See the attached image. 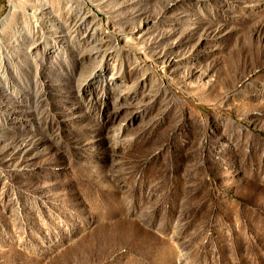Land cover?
Returning a JSON list of instances; mask_svg holds the SVG:
<instances>
[{
  "label": "rangeland",
  "instance_id": "rangeland-1",
  "mask_svg": "<svg viewBox=\"0 0 264 264\" xmlns=\"http://www.w3.org/2000/svg\"><path fill=\"white\" fill-rule=\"evenodd\" d=\"M0 264H264V0H0Z\"/></svg>",
  "mask_w": 264,
  "mask_h": 264
}]
</instances>
